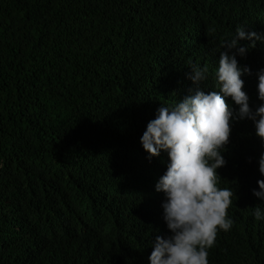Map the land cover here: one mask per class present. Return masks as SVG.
Listing matches in <instances>:
<instances>
[{"label": "trees", "instance_id": "obj_1", "mask_svg": "<svg viewBox=\"0 0 264 264\" xmlns=\"http://www.w3.org/2000/svg\"><path fill=\"white\" fill-rule=\"evenodd\" d=\"M241 26L264 34V0H0V264H148L167 234L155 184L168 160L146 159L140 138L189 94L190 64L218 90L220 45ZM237 59L258 106L264 43ZM262 151L250 121L231 125L217 172L234 223L208 264H264Z\"/></svg>", "mask_w": 264, "mask_h": 264}, {"label": "clouds", "instance_id": "obj_2", "mask_svg": "<svg viewBox=\"0 0 264 264\" xmlns=\"http://www.w3.org/2000/svg\"><path fill=\"white\" fill-rule=\"evenodd\" d=\"M245 28L237 27L220 45L215 70L218 90L201 87L208 78L207 66L190 64L186 79L193 87L189 94L161 105L140 138L146 159L166 153L168 160L155 184V192L163 194L160 207L167 234L156 235L151 242L148 264H208V250L218 231L228 232L233 226L227 210L234 191L218 187L217 172L226 165L231 125L250 121L264 147V69L255 73L259 104L250 106L242 77L252 73L237 59L245 58L257 43H264V34ZM229 99L231 103L226 102ZM257 164L262 179L256 181L258 190L252 195L264 203V151ZM253 217L264 221V208H253Z\"/></svg>", "mask_w": 264, "mask_h": 264}]
</instances>
